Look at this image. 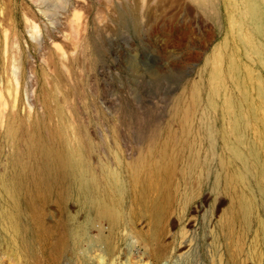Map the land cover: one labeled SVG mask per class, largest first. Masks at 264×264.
<instances>
[{"label":"rangeland","instance_id":"1","mask_svg":"<svg viewBox=\"0 0 264 264\" xmlns=\"http://www.w3.org/2000/svg\"><path fill=\"white\" fill-rule=\"evenodd\" d=\"M221 10L218 25L194 0H0V178L26 138L57 133L71 148L87 146L97 171L107 165L128 182L126 169L171 122L174 102L206 86L208 61L227 40ZM212 124L221 131L219 116ZM199 139L204 161L210 146ZM215 152H224L219 137ZM182 168L158 236L131 197L115 226L52 194L36 200L34 217L23 203V236L0 223V264H258L256 248L264 264L260 209L243 252L228 255L231 201L213 190L215 163L203 181L201 171L183 180ZM76 231L88 234L77 249Z\"/></svg>","mask_w":264,"mask_h":264},{"label":"bare ground","instance_id":"2","mask_svg":"<svg viewBox=\"0 0 264 264\" xmlns=\"http://www.w3.org/2000/svg\"><path fill=\"white\" fill-rule=\"evenodd\" d=\"M194 2L212 14L217 24L223 7L227 40L215 51L214 60L208 61L206 86L194 83L187 95L174 102L171 122L149 137L137 160L129 164V181L107 165L97 171L87 146L71 148L57 133L31 136L22 142L24 149L15 153L12 169L0 178V223L23 236V203L34 217L36 200L55 194L60 202L76 201L91 220L95 217V221L116 226L123 220L121 207L131 197L150 220L148 233L158 236L174 199L180 164L183 162V180L201 171L203 181V173L210 175L215 163L213 190L231 201L222 224L227 252L231 256L243 252L246 232L255 222L258 208L264 217V0ZM215 116L221 118L220 132L212 124ZM14 121L10 125L13 132ZM199 137L210 146L204 161ZM218 137L224 146L220 155L215 152ZM258 222L264 238V219ZM132 230L141 234L136 226ZM75 235L73 248L77 249L79 240L88 234L76 231ZM250 255L261 264L259 248Z\"/></svg>","mask_w":264,"mask_h":264}]
</instances>
